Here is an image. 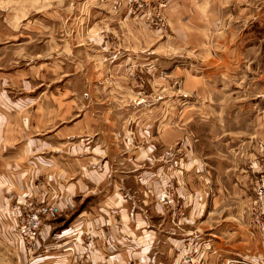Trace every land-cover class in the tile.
<instances>
[{
  "label": "crops",
  "instance_id": "0c3cea01",
  "mask_svg": "<svg viewBox=\"0 0 264 264\" xmlns=\"http://www.w3.org/2000/svg\"><path fill=\"white\" fill-rule=\"evenodd\" d=\"M40 1L36 0L35 7L29 10L21 6L16 17L23 22L29 13L43 16L51 7H43ZM160 1L164 3L167 34L158 35L144 19L135 16L126 0H79L76 6L70 3L68 10H81L84 20L94 21L67 25L69 34L63 39L50 37L52 48L69 49L62 62L53 63L67 64L64 76L71 77L76 72L70 70V64L72 60L80 62L78 54L84 47L92 52L91 61L100 70L99 78H103L102 67L111 65V70L117 69L133 57L141 61L142 49H153L142 58L147 66L152 67L162 56L163 69L169 63L164 61L167 55L183 56L186 49L193 58H185L193 64L199 59L203 63L214 62L215 75L208 80L217 77L215 82L224 87L210 89L199 77H189L185 82L187 95L198 94L208 101L181 107V114H177L180 100L173 98L171 83L164 79L162 90L153 88L155 94L147 103L144 99L140 106L141 103L127 104L133 111L144 112L142 121L132 119V134L126 131L125 123L117 121V114L112 115L115 111L97 114L88 98L94 96L90 87L85 95L90 102L80 104L78 109L76 98L57 99L48 106L12 104L10 114L18 113L12 116L6 113L8 106L0 104V119H13L0 143L23 145L1 159H35L34 173L27 167L19 174L21 189L34 186L40 178L46 179L62 193L63 211L73 208L76 199L97 198L81 213L83 226L86 230L102 228L113 242L106 240V233L101 234L98 249L91 255L93 264H178L175 246L190 236L201 237L206 245L205 264H223V260L241 254L261 256L263 238L255 227L251 209L255 176L248 164H258L256 159L264 158V0ZM150 2L156 9L157 0ZM52 10L48 14L56 12ZM17 26V21L11 24L14 32L27 30L26 24ZM54 28L44 26L36 31L49 32ZM110 39H116L115 51L109 50ZM26 42L19 40L21 46ZM246 62L247 67L260 65V74H248L247 103L238 106L237 96L231 93L235 88L227 86V80L229 73L235 72V65ZM154 66L148 67V72L155 70ZM81 67L91 83L88 67L84 63ZM65 91L68 96L72 94L69 89ZM156 92L163 95L159 102ZM236 108V115H226ZM157 111L164 112V117H157ZM79 113L82 116L78 117ZM240 113L244 123L236 121ZM72 119L71 124L64 125ZM244 124L246 140L236 148V139L223 133ZM240 154H247V171L245 165L243 170L239 168L246 162ZM170 180H175L184 194L186 208L182 217L177 210L174 213L175 209L158 202L160 182ZM176 220L180 222L177 227L173 223ZM75 231L79 230L70 234ZM66 249L76 252L72 246ZM64 252L59 257L68 256Z\"/></svg>",
  "mask_w": 264,
  "mask_h": 264
},
{
  "label": "rangeland",
  "instance_id": "374dc122",
  "mask_svg": "<svg viewBox=\"0 0 264 264\" xmlns=\"http://www.w3.org/2000/svg\"><path fill=\"white\" fill-rule=\"evenodd\" d=\"M21 1L22 0H0V104L8 106L6 109L7 114H10L9 106L12 104L22 106L42 104L48 106L55 103L57 99H64L65 101L68 99L74 100V98H76V109H78L80 108V104L90 102L86 99L85 95L89 92L90 88H92L94 96L92 95L88 98L92 99L91 103L97 108V114H111L110 110L115 111L112 115L116 117L117 114V121L119 120L121 123H125L126 131L128 129L129 133L132 134V125L134 123L132 119L135 122H138V120L142 121L143 118L141 119V117H143L144 112L142 110L135 111V109L133 111L131 110V106H127V104L133 103L138 105V103H141L138 105L140 106L144 99L146 100L145 103H147L148 98L155 94L153 88L162 90L164 79L171 83L170 94L174 96L173 98L180 100L177 114H181V111H179L181 107L183 108L184 106L187 107L198 102L208 101V98L205 96L201 97L197 94L196 96L192 95L189 97L190 94L187 95L185 82L189 77L194 80L197 78L193 77H199L202 80V84L210 87V89L224 87V85H219V81L218 83L215 82L219 80L217 77L214 78V81L208 80L215 75L213 73V71L216 70L215 63H203L201 59H199V63L193 64L188 58H185V56L193 58L187 54L186 49L182 54L183 56L180 54L167 55L164 61L167 60L169 63H167L164 69L162 67L163 64H161V62H163L161 56V59L159 58L161 61H156L157 63L151 64L152 67L155 65V70L148 72V67L149 69L152 67L147 66V61L142 58L147 57L148 53L153 49L145 48L142 49L139 54L141 61H137L135 57H133L132 61L117 67V69L111 70V65L102 67L105 73L101 75L103 78H99L98 73H100V70L95 67L96 64L94 61H91L92 57H90V54L92 52L88 53L83 47L78 54L80 64L73 60L70 64V70L75 71L76 74H73L71 77H65V71H68L67 64H56L53 63V61L56 62L59 60L62 62L63 59L68 56L67 52L69 49L67 47L58 49H56V47L52 48L50 37L56 36V39H63L62 36L64 37L69 34L67 25L71 23H91L94 20H84L83 15L80 14L81 10H68V8H70V3L76 6V4H79V0H61L59 2L41 0L40 3L42 2L44 4L43 7H51V9L45 10L42 13L43 16L36 13H29L28 19L22 22L19 16L16 17L15 12L20 10L21 6L24 10L26 8L29 10L35 7L36 0H23L22 3ZM126 1L135 16L144 19L145 22L152 27L151 30H154L157 35L167 34L166 29H164L165 21L162 13V9L164 8L163 1L157 0L156 9H154L155 7L152 8L149 4L151 0ZM52 9L56 12L52 13V15L48 14L53 11ZM15 21H17V28L19 25L26 24L27 30L14 32L11 28V24ZM33 24L36 26H33ZM44 26H54L55 28L53 31L49 32L36 31L37 29L44 28ZM171 38L173 39V37ZM22 39L28 42L21 46L19 40ZM115 40L116 39H110L111 46L109 50L111 51L118 49ZM113 41L114 43H112ZM157 57L160 56H156L155 58ZM83 63L85 67H88V71L92 75L91 83H88L84 77V68L81 67ZM261 68L263 67L261 66ZM235 69V72L232 71L229 73L230 76L229 80H227V86L235 88L231 93L237 96L235 97V103L239 106L247 103V81H250V76L248 74L250 73L251 76L255 74L259 75L260 65L258 67H249L248 65L247 67L246 62L244 64L235 65ZM85 70L87 69L85 68ZM110 73L114 75L111 76ZM104 87L106 90H104ZM64 88L69 89L72 94L68 96L69 92L65 91ZM57 93L64 94V97H57ZM1 94H3L4 97H1ZM162 96V93L156 92L157 102H159L158 98ZM212 102L211 98V103ZM98 104L100 106H97ZM135 107L137 106L134 105V108ZM238 108H236L235 111L226 113V115L235 114ZM16 114L18 113L12 111L10 115L14 116ZM164 114V112H156L157 117L160 115L164 117ZM198 114L200 115V112ZM80 116H82L81 113H79L78 117ZM242 118H244L243 114L238 116L236 121L244 123L241 120ZM12 120H10V122H4L3 118L0 119V140L5 138L6 128L10 126V123L12 124ZM72 122L73 119L66 121L64 125L71 124ZM246 124L240 128H227L226 132L224 131L223 133V135L228 134L227 138L229 139H236V148L244 145L246 138L243 136V131L246 128ZM7 136L9 137V135ZM20 146L23 145L0 143V264H93L94 262L91 260V255L94 253V250L96 251V249H98V242L101 241L103 236L101 234L103 232L105 234L106 232L103 231L102 228L86 230L83 226V218L80 217V215L93 203V200L97 198L88 197L85 199H76L77 201L75 200L76 204H74L73 208H65L63 211L62 193L55 185L46 179L40 178L35 181L34 186H27L21 189L19 174L23 171L22 169L27 167L34 173L35 159H29L28 161L23 159L4 161L1 159V157L5 155L11 156V150H15V148H19ZM240 155L243 158L246 157V162L242 166H239V168L243 170L246 166L244 170L247 171V154ZM256 160L259 162H257L258 164H248L249 170L255 176L252 181V187L257 178H264V158L259 157ZM138 177L140 181V175ZM169 184L176 189L178 188L180 191V194H178L180 196L176 203L179 204L177 211L180 206L185 210L184 194L175 180L166 181V183L161 181L160 187L165 188ZM254 197L255 195L253 196V200ZM53 206L59 208L58 216L48 217L47 215H41L42 221L36 232V236H30L32 232L31 226L32 224L34 225V223H31L32 217L36 214L40 215L42 209ZM251 209L253 217V208ZM177 220L180 221V219ZM177 220L173 221L176 227L179 226L178 223H180ZM78 222L81 223L78 224ZM251 227H254L253 223ZM255 227L262 236L258 226L255 225ZM73 230L79 231L70 234ZM190 237H183L184 239H182L184 241ZM106 240L108 242H113V237L107 234ZM69 246L70 248L71 246L74 247L76 252L69 249L67 250L66 248ZM63 252H68V256L59 257Z\"/></svg>",
  "mask_w": 264,
  "mask_h": 264
},
{
  "label": "built area",
  "instance_id": "2783aa9c",
  "mask_svg": "<svg viewBox=\"0 0 264 264\" xmlns=\"http://www.w3.org/2000/svg\"><path fill=\"white\" fill-rule=\"evenodd\" d=\"M254 200H253V218L254 224L258 226L260 232L264 238V178H257L254 185ZM162 188V187H161ZM160 188L158 193V202L165 208H169L174 211L177 210L179 204L178 198L180 191L177 188L172 187L170 184L165 188ZM178 195V196H177ZM172 207V208H171ZM181 207V208H180ZM179 207L177 215L184 216V209L182 206ZM59 208L56 206L47 207L40 211V215L36 214L32 217L31 223V234L30 236H36V232L42 221L41 215H47L48 217L58 216ZM206 249V250H205ZM176 257L178 258V264H205L204 257L207 252L206 245L203 243L201 237H190L182 240L180 244L175 246ZM223 264H264V252L263 255L248 257L247 255H237L235 257H229L223 260Z\"/></svg>",
  "mask_w": 264,
  "mask_h": 264
}]
</instances>
